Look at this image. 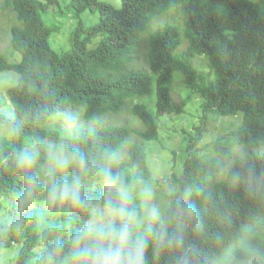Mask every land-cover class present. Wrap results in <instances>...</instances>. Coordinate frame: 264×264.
Segmentation results:
<instances>
[{"label": "trees", "instance_id": "16d2710c", "mask_svg": "<svg viewBox=\"0 0 264 264\" xmlns=\"http://www.w3.org/2000/svg\"><path fill=\"white\" fill-rule=\"evenodd\" d=\"M178 1L120 0L116 7L101 0H70L68 8L76 13L97 9L98 20L78 28L70 48L59 52L51 47V29L42 20L58 0H4L3 8L15 20L9 29L12 53H0V71H12L17 80L4 99L0 96V124L17 134L0 137V251L22 244L16 264H47L56 241L64 247L55 264H62L71 236L87 219L85 210L49 201V161L43 147L38 164L27 171L16 166V153L46 144L47 139L79 151L89 165L81 194L86 201L102 204L106 189L100 170L108 165V155L121 154L132 132L143 141L158 139L155 116L178 111L171 96L176 72L203 97L202 111L241 116L234 141L245 151L213 183L212 177L215 180L231 158V148L214 142L213 158L198 155L203 129L195 127L176 179L187 193L170 195L161 212L165 244L158 247L151 241L145 264H179L185 254L187 264H213L229 247L232 255L215 264H264V247L255 252L250 245L264 238V0H180L182 29L169 24L150 32L143 50L147 69L138 68L134 61L141 34L153 17ZM98 35L103 38L89 48ZM196 56H203L213 72L207 85L199 84V74L188 62ZM154 87L156 115L143 102L131 107L140 128L81 127L66 135L58 127H45L56 114L73 107L82 108L88 121L116 113ZM4 100L10 103L11 116L5 113ZM113 171L128 183L152 184L145 151L137 143L128 144L127 157L118 159ZM76 174L80 170L72 166L63 178L71 180ZM26 175L37 179L31 196L26 195ZM53 211L59 213L55 221ZM246 232L248 239L242 237ZM176 237L182 240L180 250L167 244Z\"/></svg>", "mask_w": 264, "mask_h": 264}, {"label": "rangeland", "instance_id": "374dc122", "mask_svg": "<svg viewBox=\"0 0 264 264\" xmlns=\"http://www.w3.org/2000/svg\"><path fill=\"white\" fill-rule=\"evenodd\" d=\"M70 0H58L57 5L48 9L42 14V20L46 26L51 29L49 42L51 47L56 51H65L70 48L72 44V34L81 26L94 25L98 20V11L84 10L76 13L68 8ZM112 3L114 6H120V0H101ZM4 0H0V53L11 54L10 46V25L15 20L14 14L9 9L3 8ZM179 1L175 7L164 9L157 16L150 20L147 29L141 34L140 47L136 48L134 64L143 70H146L143 50L145 48V39L148 34L165 25H177L182 29L183 16ZM83 34V33H82ZM81 34V35H82ZM102 35L92 38L88 44L89 48H95ZM181 55L183 47L179 49ZM189 64L198 72L200 85H207L213 79V72L209 67L206 59L203 56H196L188 60ZM17 80L16 74L12 71H0V96L4 99L6 97L7 89L12 86ZM171 96L174 103L179 108L178 111L156 115L155 121L158 131V139L153 141H143L135 133H130L127 142L123 145L122 153L118 155L119 159L127 157L128 144L137 143L145 151L146 161L152 176V188L155 193V203L161 209V212L168 205L171 199L170 195L184 196L187 192L183 185L176 179L179 178L184 162L188 157L187 145L192 136H196L195 127H202V137L197 141L196 147L198 155L214 157L215 150L213 149V142L221 141L224 145L233 150L231 159L222 168L221 173L212 181L220 180L227 168L232 164V160L242 154L245 150L243 147L235 146L233 131L241 122V116H219L212 112L202 111L201 105L203 97L198 92H195L187 87L184 76L178 72L175 73ZM137 102H143L147 108L155 113V96L151 93L141 99L128 100L126 104L116 113H108L102 115L100 118L92 121H87L83 117V109L79 107L69 108L66 111L59 112L58 115L50 119L45 125L46 128L58 127V129L66 135H71L80 127H96L105 125H122L127 128H140V120L133 116L130 108ZM8 116L12 115V110H9L10 103L4 100ZM205 115L201 120V117ZM8 126L0 124V137L11 136L8 132ZM194 142V140H193ZM46 144L62 145L52 142L47 139ZM243 145V144H241ZM63 146V145H62ZM64 147V146H63ZM264 151V147L261 149ZM174 159L172 160V153ZM45 216V214H43ZM59 217V213L52 212V221ZM46 218V217H43ZM42 221H45L42 219ZM251 250L261 252L264 247V238L257 245L251 243ZM22 244L13 243L10 248L0 251V264H16ZM41 253L36 255L39 258ZM232 255V250L229 247L222 252L216 261L223 260L225 256ZM259 257V256H258ZM63 264V263H62Z\"/></svg>", "mask_w": 264, "mask_h": 264}, {"label": "clouds", "instance_id": "9594fccd", "mask_svg": "<svg viewBox=\"0 0 264 264\" xmlns=\"http://www.w3.org/2000/svg\"><path fill=\"white\" fill-rule=\"evenodd\" d=\"M179 6L181 7V4ZM154 90L155 87L153 95ZM153 114H156V111ZM235 130L232 132L233 135ZM8 132L10 135L17 134L15 129H8ZM215 142L223 145L221 141ZM63 146L33 144L19 150L15 156L16 166L27 171L38 164L43 147L49 161L45 173L49 201L53 204L67 202L86 211L87 219L71 236L69 251L63 257V264H145L149 243L154 241L158 247L165 244L161 209L155 203L152 186L146 183L126 182L118 171H113L119 157L116 153H110L108 165L100 170L101 182L106 189L103 203L93 204L86 201L81 189L83 174L89 169L88 161L79 151H69ZM235 146L244 148L241 144ZM214 150L216 152V149ZM231 152L233 154V150ZM72 166L77 167L80 174L73 175L71 180L63 178L67 169ZM57 176H61L62 179L58 181ZM25 184L26 195L31 196L38 186L36 177L26 175ZM190 211L194 212V209ZM250 230L253 231L251 228ZM242 237L248 239V233ZM167 244L169 247H176L177 250L182 249V240L179 237L168 240ZM63 247L60 241L55 242L54 250L46 256L47 264H55V257L63 252ZM179 264H187L186 254L181 257Z\"/></svg>", "mask_w": 264, "mask_h": 264}]
</instances>
